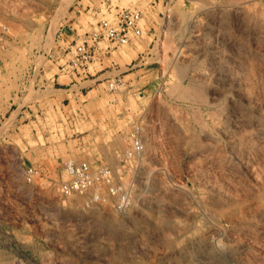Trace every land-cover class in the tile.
Returning <instances> with one entry per match:
<instances>
[{
	"label": "rangeland",
	"instance_id": "1",
	"mask_svg": "<svg viewBox=\"0 0 264 264\" xmlns=\"http://www.w3.org/2000/svg\"><path fill=\"white\" fill-rule=\"evenodd\" d=\"M116 6L142 37L37 91ZM263 119L264 0H0V264H264ZM67 162L109 175L59 199Z\"/></svg>",
	"mask_w": 264,
	"mask_h": 264
},
{
	"label": "built area",
	"instance_id": "2",
	"mask_svg": "<svg viewBox=\"0 0 264 264\" xmlns=\"http://www.w3.org/2000/svg\"><path fill=\"white\" fill-rule=\"evenodd\" d=\"M115 8L116 12L111 18L100 21L97 29L85 34L82 43H74L73 41L67 46L61 47L64 57L60 59L65 62L58 65V68L63 74L76 77L77 79H86L89 76H93L89 72L90 66L97 60L101 61L102 55H108L116 46L131 44L134 39L142 37L143 11L137 7L116 6ZM104 41L108 43L106 47L101 46ZM47 57L49 58V55ZM74 82L76 83L75 80L71 81V83ZM108 82L109 90L113 91L122 83V79L119 75H114ZM60 85L62 86V84ZM53 86L56 87L57 84ZM40 88L45 90V87L41 86ZM142 150L143 145L140 139L136 138L134 151L129 154H140ZM64 167L70 179L57 185L59 199H68L74 195L89 192L98 187L99 177L106 178L109 175L106 168L93 169L88 162H67ZM23 173L26 183L30 185L36 184L37 180L44 179V173L33 166L23 168ZM112 190L110 192H114Z\"/></svg>",
	"mask_w": 264,
	"mask_h": 264
},
{
	"label": "crops",
	"instance_id": "3",
	"mask_svg": "<svg viewBox=\"0 0 264 264\" xmlns=\"http://www.w3.org/2000/svg\"><path fill=\"white\" fill-rule=\"evenodd\" d=\"M70 30L72 31V29H70ZM75 36L76 35L74 33H73L72 37H65L63 35L62 36L63 37L62 40H63V42H69V43H71V42L74 41L73 39H74ZM51 58H52V60H49L48 59V62L49 63L52 62V66L50 65V68H52L53 66H55V65H57V64L60 63V61L58 62L56 60V58H54V55H52ZM42 71H44L45 74L40 76V78L38 79V84H37V86H39V88H38L37 91H40L41 90V92L47 91L48 88H49V86H50V84L52 83L53 85L54 84H57L60 87L59 89H57V87H54L52 85V88H55L53 90V92L54 91H57V90L68 91L69 92V91L73 90V88L75 86H77L79 88L78 91H77V93L78 94L80 93L81 95H84V92H86V87H80V85L81 84H84V83H86L88 81H90V80H84L83 78H78V81L76 83H74L73 85H71L70 84L71 82L70 83L69 82L68 83H63V82L60 81L62 79V76H64L66 78V80H67V76L64 75L60 71L59 68H58V71L57 72H55L53 75L50 76V78L45 77V75L47 73V69L46 68H44ZM51 72H52V70H51ZM32 81H33V79H30V75L26 76V78L23 77L21 79V81H20V83L18 85L19 88H18V90H16L15 97L13 98V103H11V105H15V104L18 105L17 108H16V110L19 109L20 105H22L24 103L25 98L30 94V88L32 86ZM60 84H62V86ZM40 86L45 87V90L41 89ZM77 93H76V96L78 95ZM78 96H80V95H78ZM15 99H18V102ZM37 103H39V102H37ZM24 108H25V106H22V108H21V114L27 112L26 110H24Z\"/></svg>",
	"mask_w": 264,
	"mask_h": 264
},
{
	"label": "bare ground",
	"instance_id": "4",
	"mask_svg": "<svg viewBox=\"0 0 264 264\" xmlns=\"http://www.w3.org/2000/svg\"><path fill=\"white\" fill-rule=\"evenodd\" d=\"M263 120H264V119H263ZM258 123H260V122H258ZM261 124H262V123H261ZM263 125H264V123H263ZM261 126H262V125H261ZM263 128H264V126H263ZM260 129H261V128H260ZM109 186H110V184H109ZM109 192H110V191H109ZM75 196H76V195H75ZM101 200H102V199H101ZM101 200H100V201H101ZM99 203H100V202H99ZM205 239H206V238H205ZM193 242H195V241H193ZM199 242H200V241H199ZM200 243H201V242H200ZM202 243H203V242H202ZM198 244H199V243H198ZM197 247H198V246H197ZM200 247H202V246H200ZM203 247H204V246H203ZM204 248H207L206 245H205ZM215 248H216V247H215ZM196 249H197V248H196ZM200 249H202V248H200ZM200 249H199V250H200ZM208 249H210V250L213 251V252H214V250H215V249L213 250V248H208ZM216 249H217V248H216ZM197 250H198V249H197ZM207 251H208V250H207ZM218 251H219V250H218ZM233 251H234V250H233ZM202 252H203V251H202ZM223 252H224V251H223ZM225 252H226V251H225ZM225 252H224V253H225ZM206 255H207V254H206ZM189 256H190V255H189ZM200 256H201V255H200ZM202 257H203V256H202ZM209 257H210V256H209ZM203 258H204V257H203ZM191 259H192V258H191ZM214 259H215V258H214ZM214 259H213V260H214ZM208 261H209V260H208Z\"/></svg>",
	"mask_w": 264,
	"mask_h": 264
}]
</instances>
